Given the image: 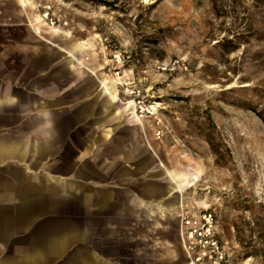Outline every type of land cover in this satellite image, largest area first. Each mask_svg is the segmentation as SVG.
<instances>
[{"label":"rangeland","instance_id":"obj_1","mask_svg":"<svg viewBox=\"0 0 264 264\" xmlns=\"http://www.w3.org/2000/svg\"><path fill=\"white\" fill-rule=\"evenodd\" d=\"M16 1L1 12L73 46L75 78L114 96L184 176V219L222 264H264V0Z\"/></svg>","mask_w":264,"mask_h":264},{"label":"crops","instance_id":"obj_2","mask_svg":"<svg viewBox=\"0 0 264 264\" xmlns=\"http://www.w3.org/2000/svg\"><path fill=\"white\" fill-rule=\"evenodd\" d=\"M74 53L0 10V264H190L184 176Z\"/></svg>","mask_w":264,"mask_h":264},{"label":"built area","instance_id":"obj_3","mask_svg":"<svg viewBox=\"0 0 264 264\" xmlns=\"http://www.w3.org/2000/svg\"><path fill=\"white\" fill-rule=\"evenodd\" d=\"M183 220L190 264H222L223 258L218 255L217 242L213 239L211 232L209 230L207 232L198 231L193 228L196 225L195 222L193 223L188 219ZM188 227L190 230H187ZM197 242L204 247V250H199L198 253H196Z\"/></svg>","mask_w":264,"mask_h":264},{"label":"trees","instance_id":"obj_4","mask_svg":"<svg viewBox=\"0 0 264 264\" xmlns=\"http://www.w3.org/2000/svg\"><path fill=\"white\" fill-rule=\"evenodd\" d=\"M211 1H212L213 6H214V9L216 11H218L219 9H222V8L228 6L229 4L232 5V4L236 3L238 0H211Z\"/></svg>","mask_w":264,"mask_h":264}]
</instances>
